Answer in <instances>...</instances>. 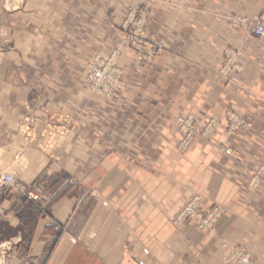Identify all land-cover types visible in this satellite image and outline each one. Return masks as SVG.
<instances>
[{
	"label": "crops",
	"instance_id": "0c3cea01",
	"mask_svg": "<svg viewBox=\"0 0 264 264\" xmlns=\"http://www.w3.org/2000/svg\"><path fill=\"white\" fill-rule=\"evenodd\" d=\"M110 1L98 0L84 38L72 36V28L88 0L63 1L68 10L56 19L59 37L47 27L62 9L59 0H23L10 13L0 9V170L22 173L49 197L48 216L38 218L27 237L29 263H18L222 264L221 239L244 246L262 263L264 188L249 192L244 172L251 164L264 166V39L232 31L227 20L230 13L264 19V0L153 6L146 37L165 54L142 69L135 55L124 52L127 92L104 100L89 96L81 78L89 51L113 43L114 30L103 34L100 9ZM225 48L238 51L236 86L217 80ZM14 59L27 63L26 71L14 69ZM27 87L36 94L30 114L38 123L50 113L79 122L69 136L55 138L54 159L23 147L17 132ZM230 110L248 121L247 131L227 136L222 125L210 141L198 139L186 155L178 154L175 117L193 115L203 123ZM194 195L202 209L223 207L213 232L171 224ZM15 216L10 212L7 219L17 230L18 248L23 230Z\"/></svg>",
	"mask_w": 264,
	"mask_h": 264
},
{
	"label": "rangeland",
	"instance_id": "374dc122",
	"mask_svg": "<svg viewBox=\"0 0 264 264\" xmlns=\"http://www.w3.org/2000/svg\"><path fill=\"white\" fill-rule=\"evenodd\" d=\"M63 1L64 0H59V5H62ZM123 1L124 0L110 1L107 4V7L100 8L103 10V16L106 19L103 25V34L107 38V33L111 31L113 32L114 30L116 35H114L113 43L108 47L103 46V49L99 50V52L89 51L88 56H90V58L84 63L81 78L82 84L89 96L111 100L112 98L127 92L124 71L120 66V60L124 52H130L135 55L138 59V66L142 69L152 65L157 58L165 54V48L147 39V29L153 20V6H159L164 3L168 6H173L177 0H172L173 3L171 0H138L134 5L130 6L126 2L130 1L132 3L133 0H125V3ZM19 2L20 0H0V9L8 13L16 11L21 8L23 0L21 1V5H18ZM97 2L98 0H88L87 10L77 14L75 27L72 28V36L84 38L86 30L84 26L86 20L88 18L90 19L92 16L94 7H97V4H99ZM238 3H241L240 0H233V4L237 5ZM243 5H245L244 2ZM61 7L62 9L60 12L56 13L55 19L50 20L47 23V27L58 37L62 35V29L56 24V19L58 18L59 13H65L68 10L67 6L64 4ZM158 12H160V10ZM251 16L252 15L247 16L245 13H230L227 22L232 31L243 32L248 39L263 40L264 37H255L252 30L255 23L264 21V19H262V17L258 18ZM2 47L12 48L13 46L3 45ZM231 53L236 54L235 60L232 65H227L228 58L230 57L227 55ZM17 59L12 61L13 68L20 71H26L27 63L24 65L22 61ZM241 71L242 69L240 67L237 49H223L222 62L217 71L218 82L236 86L240 83L239 74ZM21 76L22 79L25 80L27 74L23 72ZM12 84L17 85L18 82L14 80ZM24 84L29 85L26 81H24ZM26 94L27 99L23 101L25 114L21 117L17 125V132L23 140V147L34 146L40 153L48 154L51 156V159H54L55 156L52 154V151L56 146L54 144L55 138L69 136L71 131L78 127L79 122L72 120L66 113H50V117L46 122L41 124L38 123L30 114L32 103H36V94L31 92L29 87L26 88ZM174 119L177 135L176 151L182 156L190 151L198 139L210 141L222 125H224L227 136L245 132L249 127L248 121L245 118L231 110L226 111L220 117L208 118L203 123H198L193 115L177 116ZM212 120H217L218 123L213 125ZM211 129L213 130L211 131ZM21 150L23 149L17 150V154L14 156L17 162H20L19 155L22 154ZM226 151H229L232 155L229 148L222 147V152L224 154ZM107 153L108 151H105V154ZM5 174L13 176L14 181L10 183L8 187L0 185V264H20L18 262L29 263V240H27L29 238L27 237L31 234L36 220L40 217L48 216V207L45 206V203L49 197L42 192L40 186L36 185L35 187L33 184L26 182L22 177V173H6L5 171L0 170V176ZM244 177L247 179V189L249 192L254 193L260 188H264V166L253 164L248 165L245 168ZM256 183L257 185L254 186ZM17 184H23L26 188L25 192H32L38 197V199L36 201L29 200L27 195L20 194L18 189H16ZM194 197L199 198L198 208L200 212L219 208V220L222 218L224 215L223 207L213 204L202 209V199L198 195L192 196L187 202ZM8 203L12 205L10 209ZM184 205L176 216L182 211ZM10 212H13L14 217H17L15 215H18L22 226L19 229L21 231L23 230V237H20L19 239L20 242L18 245H20V247L18 248L13 245V243L16 242L14 237L17 235V230L11 229L8 226L7 215ZM176 216L171 220V224L174 227L176 226L174 223ZM12 222L13 221L9 220V223ZM188 223L191 222L187 221L183 226ZM223 241L227 247H231L226 243V240L221 239L220 244L222 248ZM236 247L245 248L240 245L231 248ZM245 249L250 253L253 263L256 264L251 252L247 248ZM225 259L226 251L222 264H224ZM260 264H264V261Z\"/></svg>",
	"mask_w": 264,
	"mask_h": 264
},
{
	"label": "built area",
	"instance_id": "2783aa9c",
	"mask_svg": "<svg viewBox=\"0 0 264 264\" xmlns=\"http://www.w3.org/2000/svg\"><path fill=\"white\" fill-rule=\"evenodd\" d=\"M253 34L257 38H263L264 37V21L257 22L253 25ZM227 56H230L228 58V64L232 65L236 54L231 53ZM99 74V72H98ZM213 125H216L218 123L217 120H212ZM213 129H211L212 131ZM210 131V132H211ZM209 132V133H210ZM225 154H230L229 151H226ZM14 181L13 176L11 175H3L0 176V185L4 187H8L10 183ZM257 183L254 185L256 186ZM16 189H18V192L22 195H27L29 200L36 201L38 199L37 196H35L32 192L26 193L25 192V186L23 184H17ZM199 198L194 197L189 202H187L182 211L176 216L174 223L175 227L180 228L185 224L187 221H190L196 228L203 232H213L215 230V226L217 224V221L220 217V209H211L209 211L200 212L199 211ZM223 248L226 251V259L224 261V264H254L251 258L250 253L243 247H236L231 248L227 247L225 245V242L223 241Z\"/></svg>",
	"mask_w": 264,
	"mask_h": 264
}]
</instances>
